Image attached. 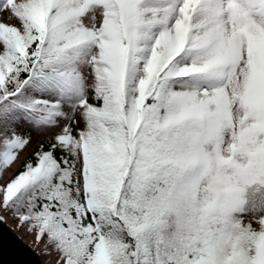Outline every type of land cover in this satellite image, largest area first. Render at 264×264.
<instances>
[{"label":"snow or ice","instance_id":"1","mask_svg":"<svg viewBox=\"0 0 264 264\" xmlns=\"http://www.w3.org/2000/svg\"><path fill=\"white\" fill-rule=\"evenodd\" d=\"M21 128L54 264H264V0H0V180Z\"/></svg>","mask_w":264,"mask_h":264},{"label":"water","instance_id":"2","mask_svg":"<svg viewBox=\"0 0 264 264\" xmlns=\"http://www.w3.org/2000/svg\"><path fill=\"white\" fill-rule=\"evenodd\" d=\"M0 264H47L7 223H0Z\"/></svg>","mask_w":264,"mask_h":264},{"label":"rangeland","instance_id":"3","mask_svg":"<svg viewBox=\"0 0 264 264\" xmlns=\"http://www.w3.org/2000/svg\"><path fill=\"white\" fill-rule=\"evenodd\" d=\"M32 131V142L23 150L19 153L18 159L3 173V179L0 180V184L4 183L5 181H8L14 176L12 173L18 168L24 157L27 155V153L32 149V147L35 145V143L44 136L43 133H38L34 130ZM0 215L5 216V222L12 227V229L17 233V235L23 239L25 242H27L29 245L34 247L46 260L47 264H54L57 256L55 252H52L51 255H46L44 254V241L42 240L39 245L35 243V232L29 233L27 231V226L25 225L24 227L18 228L17 227V221L12 219L8 214L0 212Z\"/></svg>","mask_w":264,"mask_h":264},{"label":"trees","instance_id":"4","mask_svg":"<svg viewBox=\"0 0 264 264\" xmlns=\"http://www.w3.org/2000/svg\"><path fill=\"white\" fill-rule=\"evenodd\" d=\"M21 131H31L30 129H26V128H21ZM31 135H32V131H31ZM45 139V136L41 137L36 143L35 145L32 147V149L27 153V155L24 157V159L22 160V162L20 163L19 167L17 168V173L18 174L20 171L24 170V164L27 160L32 158V154L33 152L36 151L37 147H38V142L43 141Z\"/></svg>","mask_w":264,"mask_h":264}]
</instances>
